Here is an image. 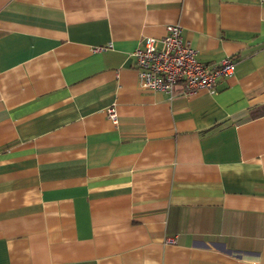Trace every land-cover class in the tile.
Returning <instances> with one entry per match:
<instances>
[{
	"label": "crops",
	"instance_id": "crops-1",
	"mask_svg": "<svg viewBox=\"0 0 264 264\" xmlns=\"http://www.w3.org/2000/svg\"><path fill=\"white\" fill-rule=\"evenodd\" d=\"M170 24L216 93L140 89ZM0 264H264V0H0Z\"/></svg>",
	"mask_w": 264,
	"mask_h": 264
},
{
	"label": "built area",
	"instance_id": "built-area-1",
	"mask_svg": "<svg viewBox=\"0 0 264 264\" xmlns=\"http://www.w3.org/2000/svg\"><path fill=\"white\" fill-rule=\"evenodd\" d=\"M131 56L140 89L162 93L170 98L177 94L179 85L185 96L200 91L216 93L219 80L231 77L236 68V62L230 58L217 68L202 63L198 52L184 41L182 28L177 24L167 25L166 35L161 39H143ZM105 116L108 121L117 123L114 107L108 108Z\"/></svg>",
	"mask_w": 264,
	"mask_h": 264
}]
</instances>
